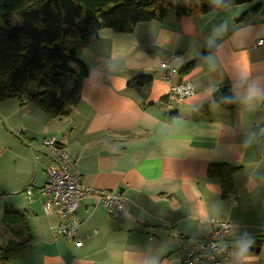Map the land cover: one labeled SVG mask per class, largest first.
Wrapping results in <instances>:
<instances>
[{"label":"crops","instance_id":"crops-1","mask_svg":"<svg viewBox=\"0 0 264 264\" xmlns=\"http://www.w3.org/2000/svg\"><path fill=\"white\" fill-rule=\"evenodd\" d=\"M255 4L262 5L258 21L237 22ZM259 39L264 40V0L228 3L207 15L172 13L130 32L101 29L95 41L77 48L87 74L68 116L51 118L31 103L1 102L2 138L24 146L21 153L5 151L0 142L1 155L11 153L32 168L29 176L9 175L0 189L2 213L11 208L25 214L28 225L24 230L19 223L3 224L1 246L25 242L3 264H184L188 249L208 237L205 221L211 218L235 225L222 241L228 264H264V49L254 46ZM206 48L210 52L187 68ZM171 55L176 73L167 80L162 65ZM141 75L150 81L135 85ZM184 82L194 94L168 108L170 88ZM224 89L232 94L230 109L213 99ZM43 140L56 141L75 161L83 186L124 199L119 218L90 197L79 201V246L54 230L58 218L54 210L44 211L36 192L46 182L50 159ZM211 165L238 169L228 197L208 176Z\"/></svg>","mask_w":264,"mask_h":264},{"label":"trees","instance_id":"trees-1","mask_svg":"<svg viewBox=\"0 0 264 264\" xmlns=\"http://www.w3.org/2000/svg\"><path fill=\"white\" fill-rule=\"evenodd\" d=\"M225 4L226 0H0V103L12 99L19 106L34 104L51 118L68 116L87 74L77 48L95 41L101 29L130 32L140 23L162 21L172 13L177 17L207 15ZM261 7L255 4L237 22L256 23ZM210 50L206 48L187 68ZM149 81L141 75L133 83ZM213 99L225 109L233 106L229 89L214 93ZM237 171L227 165H211L208 176L219 181L222 196L228 197ZM2 222L28 229L26 215L11 208L4 210ZM24 244L0 245V264L15 258Z\"/></svg>","mask_w":264,"mask_h":264},{"label":"built area","instance_id":"built-area-1","mask_svg":"<svg viewBox=\"0 0 264 264\" xmlns=\"http://www.w3.org/2000/svg\"><path fill=\"white\" fill-rule=\"evenodd\" d=\"M254 46L264 49V40H257ZM175 59V55H171L162 65L166 70L167 80L176 73L171 67ZM193 94L194 89L190 83L175 85L170 88L167 95V107L171 108L172 105L183 102ZM41 145L49 149L50 159L44 168L46 182L36 192L43 199L44 211L54 210L58 218L54 230L63 235L70 244L79 246L81 244L77 239L79 219L76 215L79 201L90 197L95 203H101L110 217L119 218L124 199L118 192L83 186L76 171L75 161L68 157L56 141L43 140ZM31 194L32 189H27L28 198ZM235 201L236 196L232 195L229 199L230 204H234ZM93 208L94 206L90 205L87 209L92 211ZM205 223L210 228L208 237L188 249L184 264H228L230 252L222 245V241L235 225L214 218L208 219Z\"/></svg>","mask_w":264,"mask_h":264},{"label":"rangeland","instance_id":"rangeland-1","mask_svg":"<svg viewBox=\"0 0 264 264\" xmlns=\"http://www.w3.org/2000/svg\"><path fill=\"white\" fill-rule=\"evenodd\" d=\"M218 1H220V0H211V2H218ZM228 3H232V4L236 3V0H226V4L224 6H226ZM4 129L5 128L0 124V133H1L0 142H3V146H5L7 148L5 151H8L9 149H11V150H13V152L15 151V152L21 153L23 151L21 149L24 146H19V144L12 139L5 140L4 138H2L3 137L2 133H5ZM4 155H5V153H4ZM4 155L2 153L1 157ZM31 171H32L31 166L29 167V165H28V167L26 169L23 162H20L19 160L14 161L13 157H11V153L9 155H5V160H3V162L0 163V189L5 188V186H7V183H8L7 181L11 180V179H7V178H9V175H11V174L16 175V173L26 172L25 175L29 176V174H31ZM14 184H17V183L15 182ZM15 186H17V185H15ZM0 197H5V196L0 195ZM2 206L3 205H2V201H1L0 202V221H1V223H0V242H5V236L2 233V231H3L2 227H5V226H3V222H2L3 221L2 217L4 215V213H2ZM9 226H7V227H9ZM0 245H1V243H0Z\"/></svg>","mask_w":264,"mask_h":264}]
</instances>
